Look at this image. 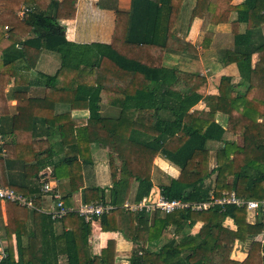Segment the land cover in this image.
Returning a JSON list of instances; mask_svg holds the SVG:
<instances>
[{"label":"trees","instance_id":"16d2710c","mask_svg":"<svg viewBox=\"0 0 264 264\" xmlns=\"http://www.w3.org/2000/svg\"><path fill=\"white\" fill-rule=\"evenodd\" d=\"M75 3L0 0V118L9 84L17 108L11 118L15 141L4 158L0 155V186L32 198L36 208L50 205L51 197L45 199L39 186L10 182L4 175L11 153H23L26 158H14L20 160L23 178L38 182V169L53 155L49 141L36 138L43 127L46 136L58 134L61 145L67 144L64 147L72 153L53 165V178L67 179L70 193L81 190L84 204L109 202L112 209L94 222L102 232H117L139 244L128 264H237L230 259L237 242H248L239 264H264V239L262 244L254 241L262 224L258 217L249 223L244 207L215 205L168 215L122 209L127 200L138 203L151 193L150 169L159 155L179 169L176 179L158 186L169 201L197 204L231 191L246 201L264 200V0H243L238 5L232 0H194L187 21L188 27L195 19L201 22L203 48L211 40L210 27L229 25L232 43L219 52V59L224 66L234 65L247 84L243 96L235 92L230 76L219 78L217 96H207L200 74L162 66L165 53L196 55L172 32L184 0H131L128 12L115 13L108 45L68 43L57 33L58 21L74 19ZM21 6L31 8L23 19L17 16ZM42 52L57 54L60 66L53 75L37 74L33 83L42 92L30 98L31 71ZM256 53L258 65L253 67ZM200 101L207 110L191 111ZM60 105L69 111L56 115ZM106 106L117 107L119 114L100 113ZM75 109L89 112L84 125L70 119ZM216 113L227 117L226 129L215 121ZM225 133L240 142L225 140ZM209 142L219 144L211 168ZM92 145L107 151L108 199L99 188L82 186L81 168L91 162ZM69 195L62 199L66 207ZM148 216L147 231L136 232L135 222ZM226 219L235 231L224 226ZM0 222V264H59L61 256L64 264H115L112 241L98 255L89 254L91 224L75 213L51 220L5 202L3 210L0 205ZM197 223L198 233L191 234Z\"/></svg>","mask_w":264,"mask_h":264},{"label":"crops","instance_id":"0c3cea01","mask_svg":"<svg viewBox=\"0 0 264 264\" xmlns=\"http://www.w3.org/2000/svg\"><path fill=\"white\" fill-rule=\"evenodd\" d=\"M130 1L131 0H76L75 3V16L73 20L69 21H58L57 33L63 36L68 43H74L79 45H90V44H104L108 45L111 41L114 27V18L116 12H128L130 10ZM243 0H232L233 5H238ZM194 0H184L183 7L181 9L180 15L178 17L177 22L173 28V34L179 38L189 43L196 51V55L190 57L184 54H170L165 53L163 56L162 66L166 68H175L179 72H191L197 73L198 71L190 70L189 67L207 70L208 73L213 75H217V77H221L222 75L228 76L231 69H235L234 65L224 66L220 62L219 52L229 49L231 43L229 42V46L218 48L216 46H220V40L224 38L232 40V36L230 34V27L228 24H221L215 27H210L209 32H211L212 37L208 44V46L204 47L201 45L203 40V34L199 31L200 21L194 20L191 25L188 27L187 21L189 17V13L191 8L193 7ZM235 15L233 14L232 19H234ZM263 28V27H262ZM262 34L264 36L263 30ZM257 59L253 62L252 66L258 65L259 54L256 53L253 57ZM56 61V62H54ZM60 59L57 54L42 52L40 57L38 58L35 67L31 71V80L32 85L28 89V96L30 98H35L41 95V88L36 86L33 82L37 77V74L43 75H53L59 68ZM236 71V70H235ZM200 74L206 81V95L207 96H217L218 95V80L217 78H209L210 76H206L202 73ZM210 75V74H209ZM232 75V74H230ZM231 77V76H230ZM237 78V76H236ZM239 78V77H238ZM232 79V77H231ZM217 81L215 85L213 82ZM233 86H236L233 84ZM244 85V84H243ZM13 86L9 84L5 89V111L4 116L0 118V155L4 158L7 155V147L11 146L15 141V136L11 134L12 123L11 118L17 115L16 101L13 97H11V90ZM177 89H179L177 87ZM235 90V89H234ZM235 92L241 96L245 95L246 91H237ZM3 104V100L0 102ZM2 109V110H4ZM192 110H207L205 104L200 101L197 103ZM68 107L65 106H57L55 107V114L59 115L64 112H68ZM190 111V112H191ZM100 113L105 115H113L116 116L119 114V109L117 107H102L100 108ZM89 112L85 109H75L70 111V119L77 122H83L82 125L88 120ZM215 121L219 123L224 129H226L227 125V117L222 115L221 113H216ZM45 128H40L37 130V140H48L49 144L52 147L53 155L51 158L47 159V163L44 168H39L38 177L39 180L36 182V179H31L32 177L23 178L22 169L20 160H15L14 158L21 157L26 158L23 153H11L9 167L5 168L4 175L7 177V180L10 182L16 183H25L32 186H39L40 188V177L42 175L43 178H46L49 181H53L55 183L56 191L61 196V199L67 197L70 193V186L67 179L56 180L53 178V165L57 163L59 160L64 159L66 157H70L72 155L71 151L67 149V144L64 146L61 145V140L58 134H54L51 137L46 136ZM228 137V138H227ZM227 138V139H226ZM225 140L240 142L239 137L233 136L229 133H225ZM20 140H24L27 142V138H20ZM27 144V143H26ZM219 144L209 142L207 144L209 151V162L211 159H214L215 150ZM211 147L215 149L211 151ZM213 152V153H212ZM71 153V154H70ZM91 162L87 165H83L81 168L82 171V186L83 188L92 189L93 187L99 188L103 191L104 196L108 199L109 188L111 186V177L108 167V155L107 151L103 148H99L96 145H92L91 153H90ZM210 165V164H209ZM211 166V165H210ZM34 173V172H33ZM179 176V169L168 162L166 159L157 156L152 164L150 169V179L153 185V192L158 189V186L164 183L165 180L168 179H176ZM31 180V181H30ZM40 192V191H39ZM134 193V189L132 190V194ZM66 200H64L68 205V207L76 208L82 202L81 190L77 192H72ZM127 202H131V200H127ZM132 203V202H131ZM51 204V203H50ZM1 208L3 210L4 203H0ZM50 205L45 204L44 210L48 209ZM151 217L148 218H140L135 222V231L136 232H145L147 231L150 225ZM248 221V219H247ZM2 222L5 224V217L2 216ZM250 223V222H249ZM1 226V222H0ZM224 226L230 229L231 231H235V226L230 219H226L224 222ZM201 227L200 223L194 225V227L190 230L191 234L198 233ZM60 231V228L57 229V232ZM260 238L258 236L254 239V241L259 242ZM112 241L114 243V253H115V264H128L130 258L133 253L139 248V244H134L131 241H128L126 237L117 232H102L100 230V226L98 222H94L91 225L90 236L88 237V247L89 254L91 256L98 255L102 249L107 246V243ZM263 242V240H261ZM162 243V241H161ZM159 246V245H158ZM149 247L146 244V248ZM154 250L156 247L151 246ZM248 247V242L246 243H235L233 245V250L230 256V259L239 264L246 257V250ZM64 259L62 256L59 259V264H64Z\"/></svg>","mask_w":264,"mask_h":264},{"label":"built area","instance_id":"2783aa9c","mask_svg":"<svg viewBox=\"0 0 264 264\" xmlns=\"http://www.w3.org/2000/svg\"><path fill=\"white\" fill-rule=\"evenodd\" d=\"M31 8L26 6H21V9L18 11L17 16L20 19H23L29 12ZM40 194L47 198L49 195L51 197L50 207L46 210L39 209L34 206L33 199L27 198L23 195H16L11 189L7 187L0 186V202H10L14 203L21 208L27 210H35L37 212L43 213L50 217L51 220H59L66 216L69 213H75L77 216L83 219L85 223H94L96 218L107 214L112 206L107 201L91 202L88 204L81 203L76 208L66 207L61 199V196L56 191L55 183L45 179L39 188ZM49 198V197H48ZM235 206L237 208L244 207L247 215L248 222L253 223L258 217L262 224V231L258 236L259 243L262 244L264 239V200H243L238 198L234 192H225L218 199L210 197L207 202L189 204L184 203L178 200L169 201L163 197L159 190L151 191L148 197L142 199L138 203H129L125 202L122 205V209L126 212L137 213L144 211L145 213H152L155 211H160L163 214H171L178 210L191 209L192 211H201L206 210L212 206Z\"/></svg>","mask_w":264,"mask_h":264},{"label":"rangeland","instance_id":"374dc122","mask_svg":"<svg viewBox=\"0 0 264 264\" xmlns=\"http://www.w3.org/2000/svg\"><path fill=\"white\" fill-rule=\"evenodd\" d=\"M262 30H263V33H264V26H263V28H262ZM231 34V33H230ZM220 42V46H216V47H218V48H221V46L222 47H227V46H229V42L230 43H232V40L230 41V39H229V37L228 38H224V39H222V40H220L219 41ZM252 60H253V62L254 61H256L257 59L255 58V56L253 57L252 56ZM54 62H56V61H54ZM60 65V64H59ZM190 68V70H193V71H198L199 73H202V74H205L206 76H210V77H208V79L210 78H212L213 76V78H217V80L219 81V77H217V75L215 76V75H213V74H211V73H208V71L207 70H201V69H196V68H192V67H189ZM197 72V73H198ZM210 74V75H209ZM229 75L228 76H231L232 77V79H231V81L233 82V84L234 85H236V86H234V89L235 90H237V91H241V92H243V91H246V89H247V84H244L243 85V83L241 82V80L238 78V75H237V72L235 71V69H231V71H230V73H228ZM230 74H232V75H230ZM236 76H237V78H236ZM217 83V81H215V82H213V85H215ZM8 87V86H7ZM6 87V88H7ZM5 88V89H6ZM228 138V137H227ZM226 138V139H227ZM215 148L214 147H211V151H213ZM213 153V152H212ZM209 164L211 165H209L210 166V168L211 167H213L214 165H215V160L214 159H211L210 160V162H209ZM247 219H248V215H247Z\"/></svg>","mask_w":264,"mask_h":264}]
</instances>
